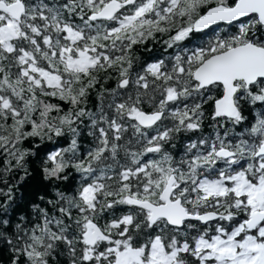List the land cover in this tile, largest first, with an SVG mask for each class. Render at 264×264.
Returning a JSON list of instances; mask_svg holds the SVG:
<instances>
[{"label": "snow or ice", "instance_id": "1", "mask_svg": "<svg viewBox=\"0 0 264 264\" xmlns=\"http://www.w3.org/2000/svg\"><path fill=\"white\" fill-rule=\"evenodd\" d=\"M0 264H264V0H0Z\"/></svg>", "mask_w": 264, "mask_h": 264}, {"label": "trees", "instance_id": "2", "mask_svg": "<svg viewBox=\"0 0 264 264\" xmlns=\"http://www.w3.org/2000/svg\"><path fill=\"white\" fill-rule=\"evenodd\" d=\"M228 30L229 29L225 25L221 29V31L224 32H227ZM211 35L212 33H210L208 37H210ZM167 38H168V34H157L156 40H149L146 42V44L134 46L133 55L139 58L134 65V71L139 70L141 65L147 63L157 55L170 56L174 50L168 49L166 45L163 43V41L166 40ZM99 75L101 77L100 83L96 85L95 88L91 89L88 95L87 107L92 111H95L97 107L100 105L99 93L101 92V90L102 89L110 90L112 88H115L117 83V76L114 71L111 72V78L107 79L106 81L104 79V76L106 75L105 73H100ZM107 99L108 97L105 98V103L107 102ZM52 102L56 103L59 101L56 98H53ZM64 107L66 110L68 105H64ZM184 137L185 135L179 134L176 137V139L172 142L176 145V147L172 148L171 145H166V148H168V150L171 152L174 150L182 149ZM69 139H70L69 137H63L60 138L56 143L45 141L44 144L41 145L40 156L43 157L44 155H46L47 151L52 150L53 148L66 147L69 143ZM39 143H40L39 139H32L27 143L26 146H32L34 144H39ZM79 143L81 145L80 147L81 153H83L92 144V138L87 136L86 127L82 128V135L79 138ZM33 167L36 169V173L34 174V179L29 181V183L23 189H21L26 199L31 198L33 193L36 192L41 186L39 179L38 159L36 163L33 164ZM122 212H123L122 208H118L116 210V215H120ZM110 218L111 217H105L106 220Z\"/></svg>", "mask_w": 264, "mask_h": 264}, {"label": "flooded vegetation", "instance_id": "3", "mask_svg": "<svg viewBox=\"0 0 264 264\" xmlns=\"http://www.w3.org/2000/svg\"><path fill=\"white\" fill-rule=\"evenodd\" d=\"M224 25H221L218 29H216V31H221V29H222V27H223ZM211 32H208L207 34H204V33H193L191 36H190V38L189 39H187L186 41H184L183 42V47H186V48H189V49H193V48H195V47H198V46H202L204 43H205V41H206V39L208 38V36H209V34H210ZM171 50V49H170ZM166 57H168V56H166V55H164V56H159V55H157L156 57H154L153 59H151L150 61H148V62H153V61H155V60H159V59H164V58H166ZM147 62V63H148ZM167 62V61H166ZM209 131V129L206 127L205 128V134L207 133ZM181 135H185V137H184V140H183V144L184 143H186L187 142V140H188V138H189V136L191 135V138L192 139H195L196 138V136H198V135H200V133H196V134H194V135H192V134H181ZM182 151V149H179V150H174V151H172V153H173V155H178L180 152ZM122 210H123V212H125V211H127V209L126 208H122ZM240 218H242V217H240ZM226 223V222H225Z\"/></svg>", "mask_w": 264, "mask_h": 264}]
</instances>
